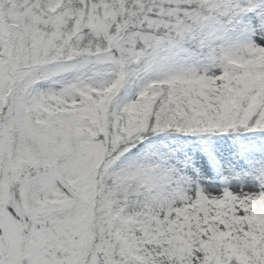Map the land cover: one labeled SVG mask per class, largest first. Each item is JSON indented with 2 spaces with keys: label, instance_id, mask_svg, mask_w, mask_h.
Here are the masks:
<instances>
[{
  "label": "snow or ice",
  "instance_id": "obj_1",
  "mask_svg": "<svg viewBox=\"0 0 264 264\" xmlns=\"http://www.w3.org/2000/svg\"><path fill=\"white\" fill-rule=\"evenodd\" d=\"M0 264H264V0H0Z\"/></svg>",
  "mask_w": 264,
  "mask_h": 264
}]
</instances>
